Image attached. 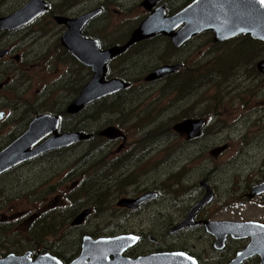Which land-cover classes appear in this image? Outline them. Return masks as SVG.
Here are the masks:
<instances>
[{
  "label": "flooded vegetation",
  "instance_id": "af4514ba",
  "mask_svg": "<svg viewBox=\"0 0 264 264\" xmlns=\"http://www.w3.org/2000/svg\"><path fill=\"white\" fill-rule=\"evenodd\" d=\"M28 1L0 0V136L3 131H7V134L0 138V154L17 140H27L33 121L57 123H52L47 129L42 128V134H38L30 143L20 142L9 153V159L0 162V213L3 211L1 207L12 199L24 201L32 206L40 205L37 206L36 212H33L34 209L14 211L11 208L0 218V264H232L236 256L247 248L251 238H236L225 223L217 225L215 232L209 231L208 226L216 222L247 221L258 222L264 226V217L237 220L230 216L233 209L228 208L231 204L230 200L228 201L229 196L220 193L214 172L211 175L205 174L204 178L199 180L200 189L189 207L178 208L177 205L183 199L175 198L169 213L152 204L160 200L161 192L158 189L144 191L142 194L153 193V196L135 206L120 205L119 202L136 199L137 188L122 193L117 207L127 209V213L123 215L122 212L114 218L102 213L103 206L115 198H96L94 200L97 203H79L75 199L64 198L62 204L56 205L53 201V206L42 208L43 199L41 200L37 192L33 197L32 191L43 186L41 173L44 159L41 158L52 152L54 156L49 158L55 164L56 153L66 151L78 143L74 141L58 147L52 145L45 151L41 150L44 148L42 143L53 135V130H56L57 135L84 133L87 136L85 139H88L86 142L91 144L90 147L87 146L86 153L91 157L90 161L97 160L103 152L101 141L112 142L119 137V134H116V125L106 126L108 121L105 115H116L119 109L121 114L124 113L127 110L125 104L128 103L133 109L149 110V103L153 99L137 108V95L152 93L153 88L157 86L168 95L170 107L174 110L181 108L180 113H176L170 121L175 123L190 116L191 119L203 118L200 99L184 110L182 108L188 99V93L194 95L204 89L203 74H188L189 66H197L193 61L194 48L189 46L202 44L204 36L215 46L246 38L248 45L245 52H242V47L236 48L234 52L239 50L241 53L236 52L230 64L223 62L224 67L220 66L216 70L228 73L227 68L233 67L237 59H247V53L260 48L257 58L245 61L255 71L253 79L257 80L256 87L260 88L264 82V71L258 69V63L264 60V40L238 36L224 42H214L212 32L206 31L184 38L176 45L172 37L158 32L135 41L120 51V47L129 41L133 31L148 15L157 10L165 17H172L195 0H154L150 8L142 5L144 0H49L54 7L53 11H50L51 3L45 0L48 3L46 10L30 22L14 21V12ZM244 2L245 0H205L204 3L242 5ZM83 14L89 15L80 29L86 46L85 61L62 41L68 29L67 23L55 20V17L59 16L76 19ZM182 26L183 24L176 26L173 31L177 32ZM112 51L115 52L111 53ZM106 52L110 53L108 57ZM230 53L226 58H231ZM224 59V56L220 58L221 61ZM162 66L177 67L172 70L169 68L170 71L162 77L148 79L150 74ZM101 71H104V81H119L122 84L119 90L89 100L77 113L69 112L68 106L80 95L84 87L91 85L95 72ZM77 77H80L78 82ZM252 84L245 77H238L235 82L237 87L228 90L238 93L240 89ZM229 86L227 83L226 88ZM178 98L183 99L178 104H173ZM84 110L85 116L78 120L85 121L84 127H77L73 121H77L79 114ZM200 112L201 114L192 117ZM139 120L154 121V118L140 117ZM204 128L196 138L200 137ZM174 134L185 143L195 139L185 133ZM166 140L165 138L163 144ZM138 141L137 138L127 139L122 135L120 148L125 149L124 155L130 153V156H135L139 152H146L145 149L139 151L141 144L136 145ZM20 147L19 153L17 150ZM194 154L198 156V152ZM177 157L178 155L175 158ZM105 160L106 157L99 158L102 165L92 171L93 175L107 171V166L103 165L107 164ZM263 183L264 175L251 182L243 194L246 203L257 201L261 207L264 206V190L252 198L246 196L251 187ZM208 188L211 189V199L202 205L193 217L187 218L190 209L204 197ZM104 191L107 192L106 189ZM64 207L68 210L61 215L59 210ZM225 208H228V213H220L219 209L224 212ZM50 210L53 211L52 218L51 215L43 213ZM146 210L148 215L152 216L147 227L138 225L135 229L125 223L124 220ZM84 211H87L86 215L80 217ZM17 212L19 214H15ZM91 215L94 217L89 218ZM106 217L110 218L104 220ZM46 219H51L55 230L52 241H44L47 247L43 246V222ZM222 226L224 228H221ZM85 242H90L87 249H84ZM252 253H245L241 260L238 259L237 264H264L260 254ZM5 258L8 260L4 263Z\"/></svg>",
  "mask_w": 264,
  "mask_h": 264
},
{
  "label": "rangeland",
  "instance_id": "374dc122",
  "mask_svg": "<svg viewBox=\"0 0 264 264\" xmlns=\"http://www.w3.org/2000/svg\"><path fill=\"white\" fill-rule=\"evenodd\" d=\"M53 10L51 3L50 11ZM43 18L46 20L45 15ZM247 41L246 38H242L215 46L208 41V37L204 36L202 44L189 46L194 48L193 61L197 66H189L188 74H203L204 89L194 95L188 93V99L182 108L184 110L200 99L203 119L207 122L199 138L185 143L182 138L173 133L171 124L174 121L170 119L176 113H180L181 108L174 110L170 107L168 95L161 91L160 86L154 87L152 93L137 95V108L153 99L149 103V110H136L128 103V105L125 104L127 110L124 113L121 114L119 109L116 115L113 113L105 115L108 121L106 126L116 125L115 130L119 137L112 142L101 141L103 152L100 157L102 159L106 157L107 164L103 165L107 166V171L93 175V177L98 175L103 177L98 181L99 184L84 183L89 172L102 164L99 161L100 157L90 161L91 157L86 153V148L91 144L88 145L86 142L88 139L81 138L70 149L56 153L55 164L49 158L54 156L52 152L41 158V160L44 159L41 173L43 186L32 191V196L35 197L36 192L40 194L39 197L43 199L42 208L48 205L53 206V201L56 205L62 204L64 198L75 199L79 203L90 201L97 203L94 200L96 198H115L103 206L102 213L107 216L112 215L114 218L122 212L123 215L127 213V209L117 207L122 193L137 188V196H139L146 190L158 189L161 192L160 200L152 204H156L163 212L169 213L175 198L183 199L177 205L178 208L189 207L200 189L199 180L204 178L205 174L211 175L214 172L220 193L229 196L228 201L230 200L231 204L228 208L233 209L230 216L237 220L264 217V206L261 207L257 201L246 203L243 197L251 182L258 176L264 175V82L260 88L256 87L257 80L253 79L255 71L245 62L248 59L257 58L260 48L247 53V59H237L233 67L227 68L228 73L216 70L220 66L224 67V63L230 64L235 53L240 52L239 50L234 52L236 48L242 47V52H245ZM229 53L230 59L226 58ZM223 56L225 59L221 61L220 58ZM211 77L215 80L212 81ZM238 77H245L253 84L240 89L238 93L229 92L228 89L237 87L235 82ZM79 79L80 77H77L76 81L78 82ZM227 83L230 84L229 88H226ZM150 96L152 97L149 98ZM182 99L178 98L173 104H178ZM259 101L261 103H258ZM127 112L129 113L125 115ZM85 113L86 110L79 114L77 121H73L77 127L84 126L85 121L78 120H82ZM199 114L201 112L195 113L192 117ZM140 117L154 118V121H140ZM2 133L0 138L5 136L7 131ZM122 135H125L127 139L133 137L139 139L136 142V145L141 144L139 151L145 149L146 152H139L135 156H130V153L124 155L125 149L120 148ZM165 138L167 140L163 144ZM149 144L152 146H148ZM223 144L227 147L222 153L216 156L210 154L211 149ZM132 149L135 148L132 147ZM197 152L198 156L194 154ZM177 155L178 157L175 158ZM93 166L95 167L91 169ZM111 175L114 176L111 178ZM109 183L112 184L113 190L108 188ZM211 184H213L212 180ZM37 206L40 207L39 204L32 206L25 204L24 201L12 199L1 207L3 211L0 213V218L11 208L14 211L34 209L33 212H36ZM228 208H225L224 212L219 209L220 213L227 214ZM67 210L64 207L59 210V213L63 215ZM43 213L51 215L52 218V210ZM91 217L94 215L89 216ZM151 217L146 210L124 221L136 229L138 225L147 227ZM109 218L106 217L104 220ZM54 235L52 221L46 219L43 222V246H46L44 241H52Z\"/></svg>",
  "mask_w": 264,
  "mask_h": 264
},
{
  "label": "water",
  "instance_id": "95a60500",
  "mask_svg": "<svg viewBox=\"0 0 264 264\" xmlns=\"http://www.w3.org/2000/svg\"><path fill=\"white\" fill-rule=\"evenodd\" d=\"M153 0H144L142 5L146 8H150ZM261 0H248V3L245 5L238 6L237 3H232L229 5H225L224 7H220L218 10H213L210 8L211 4H205L204 0H196L194 3L180 11L179 13L173 15L172 17H165L164 14H160L157 10L146 17L143 22L133 31L129 41L120 47V51L124 50L131 43L141 40L143 38H148L158 32H162L164 35L172 37L174 44L179 45L184 38H189L193 34L201 33L204 31H211L214 34V41L221 42L237 35H250L254 39L264 40V3L258 2ZM42 0H31L26 6H24L21 10H19L14 16H18L21 12L25 15H30L29 20L41 13L46 6L42 5ZM44 5V4H43ZM32 11V12H31ZM156 12V13H155ZM89 18V15L85 14L80 18L70 19L66 17H57L56 21L62 23H67L69 30L63 36V42L68 46L69 37L71 36V32H73L74 37H78L73 29V25L76 24L77 28H81L86 19ZM27 20V21H29ZM172 20V21H171ZM177 20V21H176ZM175 21V22H173ZM170 22V23H169ZM183 24L182 28L177 32H174V28ZM188 24V25H187ZM186 27V28H185ZM186 29V30H185ZM183 30V31H182ZM192 31V32H191ZM186 34V35H184ZM188 34V35H187ZM183 35V36H182ZM81 38V37H80ZM83 38V37H82ZM181 38V39H180ZM86 48L84 44V40L79 42ZM74 50V49H73ZM75 54L79 55V51H73ZM112 51L111 53H114ZM82 55L81 60L85 61L86 55L85 53L80 52ZM110 53H105L107 55ZM111 56V55H110ZM106 58V57H105ZM177 66H162L156 69L152 74L148 76V79H154L164 76L170 70L176 68ZM170 68V70H169ZM258 69L260 71H264V60H261L258 63ZM104 71L95 72L94 77L92 79L91 85L84 87L80 93V95L68 106V111L72 113L79 112L88 102L89 100H93V98L104 96L111 94L122 86L119 81H110L106 82L103 80L102 74ZM93 96V97H92ZM55 121H33L31 125V130L28 133L29 136L27 140H17L14 142L7 150L2 152V154L11 153L16 146L23 141H27L30 143L33 138L38 136L41 133L42 128H48L49 125L54 123ZM204 125V120L202 119H184L180 122H177L173 125V130L178 133H185L188 137L197 136L200 132V129ZM39 128V131H38ZM38 131V132H37ZM38 133V134H37ZM107 133V132H105ZM31 135V136H30ZM106 135V134H104ZM53 137L48 138L42 143V146L47 143L55 142V146L60 144H70L75 140L86 138L85 135L81 133H62L56 135V130H53ZM65 138V139H64ZM22 139H25L22 137ZM30 139V140H28ZM68 139V140H67ZM60 140V141H59ZM67 140V141H66ZM66 141V142H64ZM226 145H222L216 147L210 151V153L214 156L218 154L219 151L224 150ZM48 147H44L43 151L47 150ZM21 147L17 150L20 153ZM24 150V149H23ZM22 150V152H23ZM15 157V154H14ZM202 185V183H201ZM264 190V183L260 185H255L251 187L249 193L246 194L248 198H252ZM153 193H144L138 198L134 200H122L119 202L120 205L125 204L129 206H135L141 203L143 200L152 197ZM212 197L211 189L208 188L204 197L195 204L190 211L188 212L187 218L193 217L199 208L204 205L207 201H209ZM87 211L82 212L79 216H85ZM78 220V218L76 219ZM83 220V219H82ZM225 223L227 224L228 230H231L236 235V238L239 237H250L251 241L247 245V248L241 251L236 259L232 262V264H237L238 259H240L245 253L252 254H260L264 261V226L258 222L247 221V222H216L215 224L209 225L208 230L215 232L219 224ZM218 225V226H217ZM256 231V232H255ZM261 232L263 235L261 236ZM233 235V234H232ZM234 236V235H233ZM90 243V242H89ZM88 242L84 243V249H87L89 246ZM8 258V257H7ZM7 258L3 260V262H7ZM241 260V259H240ZM239 262V261H238Z\"/></svg>",
  "mask_w": 264,
  "mask_h": 264
},
{
  "label": "trees",
  "instance_id": "16d2710c",
  "mask_svg": "<svg viewBox=\"0 0 264 264\" xmlns=\"http://www.w3.org/2000/svg\"><path fill=\"white\" fill-rule=\"evenodd\" d=\"M211 80L212 81H214L215 79H214V77H211ZM82 127H84V126H82ZM114 175H111V178L113 177ZM101 178H103L101 175H98L97 177H93V174H92V171L91 172H89V175H88V177L86 178V181H84V183H88V184H90V185H96V184H99V180L101 179ZM108 188L110 189V190H113V188H112V184H108Z\"/></svg>",
  "mask_w": 264,
  "mask_h": 264
},
{
  "label": "snow or ice",
  "instance_id": "6c2138e0",
  "mask_svg": "<svg viewBox=\"0 0 264 264\" xmlns=\"http://www.w3.org/2000/svg\"><path fill=\"white\" fill-rule=\"evenodd\" d=\"M262 3H264V0H261Z\"/></svg>",
  "mask_w": 264,
  "mask_h": 264
}]
</instances>
